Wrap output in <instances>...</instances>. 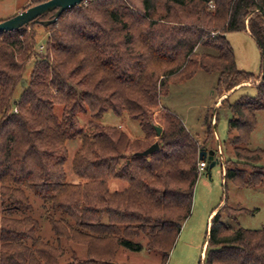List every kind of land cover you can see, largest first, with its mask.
Returning <instances> with one entry per match:
<instances>
[{"label":"trees","instance_id":"1","mask_svg":"<svg viewBox=\"0 0 264 264\" xmlns=\"http://www.w3.org/2000/svg\"><path fill=\"white\" fill-rule=\"evenodd\" d=\"M263 16L264 0H87L47 27L0 33V264H118L119 254L143 248L166 264L190 214L197 165L211 151L217 159V146H208L219 109L230 115L219 146L223 185L264 192V149L249 148L264 112ZM37 27L48 33L44 50ZM242 31L259 51L257 76L237 69L225 38ZM29 61V80L14 98ZM198 70L218 75V99L229 93L207 114L201 144L164 108L158 126L154 120L170 83ZM248 82L255 95L230 102ZM107 111L137 121L142 138L96 122ZM80 114L90 118L87 128ZM74 140L78 184L64 170ZM155 142L156 152L137 156ZM113 181L126 186L111 191ZM242 214L252 211L223 204L215 213L202 264H264V226L223 220Z\"/></svg>","mask_w":264,"mask_h":264},{"label":"rangeland","instance_id":"2","mask_svg":"<svg viewBox=\"0 0 264 264\" xmlns=\"http://www.w3.org/2000/svg\"><path fill=\"white\" fill-rule=\"evenodd\" d=\"M30 0H0V22L8 20L22 9L29 8L27 5ZM85 3V2H84ZM32 5L30 4V7ZM34 6V5H33ZM211 8H213L211 6ZM53 12H49L43 17L37 19V22H45L43 18H48ZM38 22V23H39ZM25 26L26 28L35 27ZM37 31V43L40 49H45V40L48 33L43 28H35ZM226 40L233 49L236 67L240 71L251 73L254 76L259 74L260 54L254 40L246 32H233L225 34ZM33 62L29 61L23 76V83L18 86L14 94V98H18L23 85L29 80L30 71ZM218 75L208 74L202 70H198L191 79L170 83L167 95L162 97L158 110L154 112L155 125H159L161 110L173 113L180 118L188 132L198 139L199 143H203L205 126L204 121L207 114L214 113L220 102L225 99L228 94L221 96L215 92V86ZM252 82L242 84L241 89H237L229 96V101H236L242 96L253 97L255 90ZM231 93V92H230ZM56 114L61 112L60 107L55 108ZM230 115L226 109L217 110L216 123L212 119L211 124H215L213 145L208 147L222 146L228 138L227 121ZM80 126L87 128L91 121L86 115H78ZM96 122L105 126L120 127L131 139L142 138V133L137 121L130 119L126 115L116 116L113 112L107 111ZM79 147V141H69L66 144L68 158L64 165L67 181L70 183H80L71 172V162L76 150ZM249 148L264 149V112L256 113V126L251 135ZM214 161V165L203 172L199 173L197 179L190 214L187 220L182 224L180 233L169 254L166 264H202L205 251V240L211 219L223 204L233 209H245L252 211V214H242L237 216L235 221H229L225 217L223 220L232 227H241L247 230H258L264 226V192L260 189H238L233 184L227 183L223 185L222 169H224L226 154L220 151ZM222 168V169H221ZM125 184L113 181L109 184L111 191H121L125 188ZM214 210V211H213ZM214 213H213V212ZM212 217L209 219L210 214ZM44 229H47L43 225ZM43 229V230H44ZM137 244L143 245V239L137 241ZM204 245V247H203ZM160 257L156 254L148 253L145 248L140 251H124L116 258L118 264H159Z\"/></svg>","mask_w":264,"mask_h":264},{"label":"water","instance_id":"3","mask_svg":"<svg viewBox=\"0 0 264 264\" xmlns=\"http://www.w3.org/2000/svg\"><path fill=\"white\" fill-rule=\"evenodd\" d=\"M87 0H48L44 3L31 6L23 11H21L16 16L0 22V33L2 32H12L17 31L20 28L25 26H32L33 24H39L44 27H47L50 24L56 22V20L67 10L73 9L76 6H79L81 3H84ZM49 12L53 13V18L50 21L37 22V19L45 16ZM264 21V16H263ZM156 135L160 136L161 128L155 127ZM158 144L155 142L145 151L138 153L137 156L146 157L158 150ZM203 158V155L200 156V159ZM206 159V158H205ZM208 167L213 166V152H209L207 158Z\"/></svg>","mask_w":264,"mask_h":264},{"label":"built area","instance_id":"4","mask_svg":"<svg viewBox=\"0 0 264 264\" xmlns=\"http://www.w3.org/2000/svg\"><path fill=\"white\" fill-rule=\"evenodd\" d=\"M85 2H87V1H85ZM217 151H218V153H220V147H219V146H217ZM216 155H218V154H216ZM216 157H217V156H215V158H216ZM206 166H207L206 161H200V162L198 163V165H197L198 173L203 172L204 169L206 168Z\"/></svg>","mask_w":264,"mask_h":264},{"label":"crops","instance_id":"5","mask_svg":"<svg viewBox=\"0 0 264 264\" xmlns=\"http://www.w3.org/2000/svg\"><path fill=\"white\" fill-rule=\"evenodd\" d=\"M207 163V162H206ZM206 168L208 169L209 167H208V165L206 166ZM214 213V212H213ZM211 215H213V214H210V216H209V219L212 217Z\"/></svg>","mask_w":264,"mask_h":264},{"label":"flooded vegetation","instance_id":"6","mask_svg":"<svg viewBox=\"0 0 264 264\" xmlns=\"http://www.w3.org/2000/svg\"><path fill=\"white\" fill-rule=\"evenodd\" d=\"M54 13V12H53ZM43 21V20H42ZM39 22V21H38ZM41 22V21H40ZM39 25V24H38Z\"/></svg>","mask_w":264,"mask_h":264}]
</instances>
